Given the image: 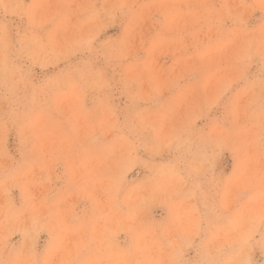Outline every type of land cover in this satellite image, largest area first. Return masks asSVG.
<instances>
[{
    "label": "rangeland",
    "instance_id": "1",
    "mask_svg": "<svg viewBox=\"0 0 264 264\" xmlns=\"http://www.w3.org/2000/svg\"><path fill=\"white\" fill-rule=\"evenodd\" d=\"M0 264H264V0H0Z\"/></svg>",
    "mask_w": 264,
    "mask_h": 264
}]
</instances>
